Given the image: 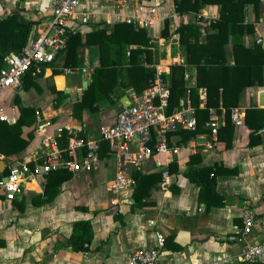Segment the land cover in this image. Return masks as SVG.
<instances>
[{
  "label": "crops",
  "instance_id": "1",
  "mask_svg": "<svg viewBox=\"0 0 264 264\" xmlns=\"http://www.w3.org/2000/svg\"><path fill=\"white\" fill-rule=\"evenodd\" d=\"M51 1L0 0V20L17 13L21 22H30L28 41L44 30L52 12ZM171 3L169 11L161 15L162 0H81L79 8L87 10L91 19L85 24L69 21L73 28L71 34L79 33L83 44L77 45L68 64L65 48L55 54L52 62L36 71L38 75L34 73L35 85L29 89H25L21 82L16 88L0 90L2 114L18 119L20 111L15 97L22 106H31L38 113L32 126L23 127V136L33 133L27 147L10 156L0 154V264H128L130 250L154 246L157 235L163 237V264H245L240 260V253L244 247L261 239L262 228L256 225L249 234H243L242 211L250 208L257 217L264 216V127L259 129V141L252 138L256 143L251 145L245 113L248 108H264L258 104V94L264 89V76L262 85L247 86L241 92L234 108L240 110L243 117L238 124L231 122L233 137L229 146L218 134L211 136L206 124L207 131L186 140L179 133L183 129L169 134L168 143L176 145L178 152L169 160L163 154L156 157L161 159V167L168 170L171 178L169 183H164L161 177L159 184L151 188V205L135 206L134 188L126 192V198L109 189V181L117 166L109 154L108 141L101 136V128L115 121L121 101L129 99L130 92L135 90L118 83L111 94L114 104L104 103L97 112L83 110L82 119L72 115L73 103L80 99L87 87H83V81L87 80L89 84L91 74L100 64L99 46L87 44L84 41L86 33L105 24L127 23L125 19L133 15L139 5L144 9L148 6L157 8L156 22L144 28L150 38L152 60L147 61L141 55L139 61L153 69L159 63L170 88L172 67L182 66L186 90L193 88L198 95L199 107L205 106L206 88L197 86L196 67L187 61L176 30L180 24L194 23L200 29L201 40H204L210 22L220 15V5L203 4L198 11L179 13L175 10L174 0ZM245 19L254 29L243 35L242 42L249 47L254 43L263 47L264 0H260L258 14L253 4H247ZM165 21L168 22V37L163 35ZM231 45L229 42L224 46L228 64L234 61ZM140 47L138 44L126 45V63L119 68L125 70L130 49ZM11 53L16 52L0 50V63ZM179 55L183 63L175 62ZM53 70L59 73L54 74ZM55 90L65 94L58 106H55V100L60 95ZM200 94H205V98ZM225 114L221 103L218 108H209V117L217 118L218 130L225 123ZM64 130L71 136H62ZM45 134L55 136L61 146L71 138L96 139L99 154L101 142L105 140L108 157L100 156L99 167L90 172L70 171L71 176L63 181L50 202L43 200L45 175L36 176L35 180L25 184L23 193L7 199L3 178L9 172L10 163L26 157L40 159ZM193 155L198 156L193 165L217 167L215 189L220 198L205 195L209 203L200 199L199 186L184 176ZM172 162H175L176 169L170 171ZM129 170L131 175L134 171H160L155 158L139 169L129 166ZM131 198L134 202L130 201ZM80 219L90 220L93 230V239L84 251L74 250L68 241L73 223Z\"/></svg>",
  "mask_w": 264,
  "mask_h": 264
},
{
  "label": "trees",
  "instance_id": "2",
  "mask_svg": "<svg viewBox=\"0 0 264 264\" xmlns=\"http://www.w3.org/2000/svg\"><path fill=\"white\" fill-rule=\"evenodd\" d=\"M175 10L179 13L186 11H198L203 4L220 5V15L210 22L204 40H201L199 27L194 23L180 24L177 32L180 34L179 42L187 61L193 64L197 70V86H203L207 91L206 104L199 107L198 95L192 88L190 100L196 110V129L194 131L183 130L180 135L183 140L207 131L205 123L209 118V108H218L221 103L225 108V123L218 130L219 138L229 146L233 137V124L231 123L230 109L238 105L239 97L247 86L262 85L264 76V48L260 43H254L249 47L242 42L245 33L253 32V25L245 19V7L253 4L255 13L258 14L260 0H174ZM17 13L7 15L0 20V50H13L20 52L27 42L30 22H21ZM163 35L168 37V22L165 21ZM84 41L87 44L95 43L99 46L100 64L91 74V80L80 99L72 106V115L82 119V111L97 112L104 103L114 104L111 94L119 83L124 87H132L136 92L149 86L154 77V69L144 66L140 56L144 55L147 61H151V43L144 28H136L125 22H118L86 33ZM231 43V51L234 58L232 64H228L225 56V45ZM82 36L79 33L70 34L66 47V64L68 59L74 56L77 45H82ZM138 44L140 48L130 49L127 67L119 68L125 62V46ZM60 53V52H57ZM4 62L0 63V68ZM38 75L34 68H30L22 79L25 89H29L34 77ZM41 73V72H40ZM54 74L59 73L53 70ZM172 85L170 89L169 105L167 112H171L180 106V99L185 97L186 87L183 79V67H172ZM59 98L55 100V106L65 97L62 91L55 90ZM15 101L19 106L18 119L9 123L0 120V154L10 156L27 147L33 133L23 136V127L32 126L37 119V111L31 106H22L18 97ZM245 123L250 128L251 145L259 141V129L264 127V108H248L245 113ZM62 136H71L66 130ZM66 146V143L63 144ZM99 156L108 157V145L105 140L101 142ZM196 155L190 157L189 165L184 170V176L200 188V199L207 202L206 196H218L215 165L196 166ZM169 170H175V162L171 163ZM71 176L65 169H53L45 175L44 201L50 202L58 193L63 181ZM135 180L133 198L135 206L153 204L150 200V190L161 180L160 171L142 173L133 172ZM219 197V196H218ZM220 198V197H219ZM210 202V201H209ZM207 202V203H209ZM221 203V202H220ZM93 239V230L90 220L80 219L73 223L72 233L68 239L70 245L76 251L88 249Z\"/></svg>",
  "mask_w": 264,
  "mask_h": 264
},
{
  "label": "built area",
  "instance_id": "3",
  "mask_svg": "<svg viewBox=\"0 0 264 264\" xmlns=\"http://www.w3.org/2000/svg\"><path fill=\"white\" fill-rule=\"evenodd\" d=\"M80 3L81 0L51 1L52 12L44 30L28 40L20 52L11 53L4 59L0 68V90L20 86L23 76L30 68L39 72L45 64L53 61L57 52L66 48L73 32L69 21L76 20L85 24L91 19L87 10L79 8ZM156 19V6L144 9L139 5L133 15L125 21L137 27L147 28L153 25ZM174 60L176 63H183L181 55ZM153 67L154 77L151 84L140 92L131 91L129 103L120 107L115 121L101 128V136L108 141L109 154L114 157L117 166L114 177L109 181V189L117 192L122 198H126V192L135 185L129 166L139 169L151 158H155L162 182L169 183L171 176L166 168L161 167V159L156 157L163 154L166 159H171L178 152V147L168 143L169 134L181 129L194 131L197 125L196 110L189 97L190 89L187 88L180 106L167 112L170 84L160 64L156 63ZM200 97L204 99L205 94H200ZM229 116L231 122L238 124L242 121L243 114L233 107ZM0 120L13 123L16 117L9 118L0 112ZM205 124L210 130V135L217 136V118L211 116ZM42 145L44 151L41 152L40 159L35 158L36 156L26 157L22 161L10 163L4 182L7 199H14L17 194L23 193L26 183L35 180L36 176L46 175L50 170L90 172L97 169L101 162L100 146L96 139L71 138L66 146H61L55 136L45 134ZM242 219L243 234H249L259 225L262 235L258 242L242 249L240 260L245 264H264V216L259 218L252 209L245 208L242 211ZM162 247L163 237L157 235L154 246L130 250L128 264H163Z\"/></svg>",
  "mask_w": 264,
  "mask_h": 264
},
{
  "label": "water",
  "instance_id": "4",
  "mask_svg": "<svg viewBox=\"0 0 264 264\" xmlns=\"http://www.w3.org/2000/svg\"><path fill=\"white\" fill-rule=\"evenodd\" d=\"M136 47H138V46H136ZM263 47H264V43H263ZM87 84H88V81H87V80H84V81H83V87H86ZM128 103H129V99H128V98H127L126 101H121V105H122V106H126ZM258 104H259V106L264 107V89L261 90V91L259 92V94H258ZM119 110H120V108H119ZM1 162L3 163V161H1ZM0 171H1V170H0ZM5 179H6V177L3 178V180H5ZM158 184H159V182H158ZM130 201H131V202H134V199L131 198Z\"/></svg>",
  "mask_w": 264,
  "mask_h": 264
},
{
  "label": "rangeland",
  "instance_id": "5",
  "mask_svg": "<svg viewBox=\"0 0 264 264\" xmlns=\"http://www.w3.org/2000/svg\"><path fill=\"white\" fill-rule=\"evenodd\" d=\"M170 4L172 5L171 0H162V5L160 7L161 15H164L165 13L169 11L168 8Z\"/></svg>",
  "mask_w": 264,
  "mask_h": 264
}]
</instances>
